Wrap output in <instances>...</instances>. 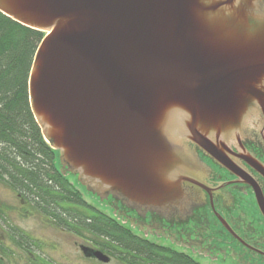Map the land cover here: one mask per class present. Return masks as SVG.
Returning <instances> with one entry per match:
<instances>
[{"label": "water", "instance_id": "1", "mask_svg": "<svg viewBox=\"0 0 264 264\" xmlns=\"http://www.w3.org/2000/svg\"><path fill=\"white\" fill-rule=\"evenodd\" d=\"M0 12L44 33L30 109L88 193L183 211L204 187L193 148L237 176L232 146L256 166L241 140L253 120L264 137V0H0ZM257 205L264 217L258 193Z\"/></svg>", "mask_w": 264, "mask_h": 264}, {"label": "flooded vegetation", "instance_id": "2", "mask_svg": "<svg viewBox=\"0 0 264 264\" xmlns=\"http://www.w3.org/2000/svg\"><path fill=\"white\" fill-rule=\"evenodd\" d=\"M257 124L253 120L241 140V145L252 158L255 167L240 157V149L232 146L244 173L241 176L218 165L201 150L193 148L203 167L204 187L187 210L168 213L143 208L136 210L111 196L102 202L119 220L136 229L141 239L155 245L190 257L194 255L225 264H264V217L257 205V193L264 200V137L257 129ZM60 171L63 174L61 168ZM15 195L20 213L25 212V217L39 216L45 225L64 231L51 224L26 199L17 193ZM7 209L6 206L4 219L8 227L0 230V264H63L60 246H50L55 252L54 262H51L48 257L49 243L8 220L10 217L7 218ZM74 237L77 240L71 243V249L78 259L88 264H109L111 260L126 264L103 251L110 257L107 263L84 256L82 245L99 249L93 243L80 242L78 237ZM149 238L163 240L169 245L153 242Z\"/></svg>", "mask_w": 264, "mask_h": 264}, {"label": "trees", "instance_id": "3", "mask_svg": "<svg viewBox=\"0 0 264 264\" xmlns=\"http://www.w3.org/2000/svg\"><path fill=\"white\" fill-rule=\"evenodd\" d=\"M43 36L0 12V183L54 226L126 264H201L134 235L87 204L64 178L58 152L44 141L29 104V71ZM5 208L0 201V230L8 227Z\"/></svg>", "mask_w": 264, "mask_h": 264}, {"label": "rangeland", "instance_id": "4", "mask_svg": "<svg viewBox=\"0 0 264 264\" xmlns=\"http://www.w3.org/2000/svg\"><path fill=\"white\" fill-rule=\"evenodd\" d=\"M63 175H65L64 178L68 180L70 185L75 190L80 192L82 198L85 200L87 204L94 207L98 211L106 214L112 219L116 220L119 224L129 229L134 235L141 237V235L136 229L119 220L111 212L110 208L106 206L105 203L102 202V200H100L98 197L95 198L94 196H92V194L88 193L77 182L74 176L70 174H63ZM0 201L5 206L8 207L6 211L7 218L10 217L8 218V220L9 219L12 220L15 224L19 225L25 231L27 230L28 232H32L34 236L44 239L49 243L48 257L51 262H54L55 252L52 249H50V246L58 245L61 247V252L63 253V264H88V262L78 259L77 255L73 253L71 249V243L77 239L72 234H70L67 231H61L60 229H55L49 225L48 226L45 225L43 223L45 221L42 220L39 216L31 215L30 217H25V212L20 213L21 210L19 209V203L16 199L15 193L1 183H0ZM149 240L159 244H165L166 246L169 245L167 242H164L163 240H157L155 238H149ZM82 241L84 240H80V242ZM192 258H194L196 261H198L201 264H225V263H221L220 261H209L208 259L194 255H192ZM109 264H120V263L116 260H111Z\"/></svg>", "mask_w": 264, "mask_h": 264}]
</instances>
